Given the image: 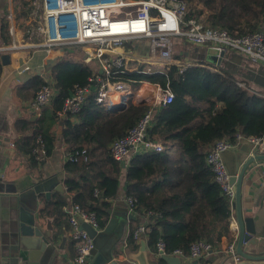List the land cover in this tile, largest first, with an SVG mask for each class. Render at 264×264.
I'll return each instance as SVG.
<instances>
[{
	"label": "trees",
	"instance_id": "trees-1",
	"mask_svg": "<svg viewBox=\"0 0 264 264\" xmlns=\"http://www.w3.org/2000/svg\"><path fill=\"white\" fill-rule=\"evenodd\" d=\"M34 1L13 0L15 19L21 20L28 30L27 40L34 38L27 25L36 11ZM186 1V20L205 30H225L232 36L264 34V0ZM0 28L2 42L10 44L7 16L0 20ZM95 67L77 52L65 53L52 67L55 98L34 122H22L33 133L18 143L34 163L37 161L32 152L39 136L45 142L47 157L54 153L59 113L75 87L88 83ZM145 68L143 65L139 70ZM2 69L0 58V77ZM160 71L141 73L135 69L123 78L160 84L163 88L170 86L174 92L172 103L154 108L153 123L148 130L149 138L161 142L164 151L136 154L124 168L112 157L110 145L137 124L148 106L143 102L100 105L92 97L80 112L68 114L63 120L62 139L67 150L87 148L90 154L88 162L67 163L68 171L78 175L65 181L68 192L73 194L74 204L96 213L99 227L104 229L110 220L108 210L120 195L124 177L126 197L136 200V213L142 224L150 228L146 238L154 254L159 240L165 242L169 253L176 249L189 253L190 246L199 240L218 250L223 238L235 239L228 222L233 215L232 199L218 183L208 156L218 141L237 143L238 134L264 137V94L258 95L249 82L224 66H219L220 73L198 67L180 72L177 66ZM238 82L246 83V88ZM46 83L42 78L36 80L35 95ZM176 148L179 153L172 157ZM66 205V201H58L53 215L66 217L62 211ZM156 263L165 261L159 258Z\"/></svg>",
	"mask_w": 264,
	"mask_h": 264
},
{
	"label": "built area",
	"instance_id": "built-area-1",
	"mask_svg": "<svg viewBox=\"0 0 264 264\" xmlns=\"http://www.w3.org/2000/svg\"><path fill=\"white\" fill-rule=\"evenodd\" d=\"M2 0H0V3ZM35 20L31 35L40 38L35 48L48 53L55 50H75L83 52L88 61L96 63V71L84 86H76L72 96L66 99L60 118L80 112L87 101L93 97L97 104H109L118 97L117 103L127 105L141 102L148 110L137 124L110 146L112 157L120 164L128 163L133 155L144 152H162L164 145L148 136L153 123L154 108L170 104L175 94L167 86L147 81L125 80L123 75L137 69L141 73H157L170 66H177L180 72L190 67H198L220 73L219 66L205 59H190L191 50L183 52L185 59L175 57L177 47L184 41L193 47L213 48L218 53L240 54L247 62L259 67L264 66V34L251 33L232 36L225 30L203 29L194 21L186 20L188 3L186 0H35ZM40 17H38V11ZM9 48L0 45V53ZM218 54V56H219ZM146 66L145 70L139 67ZM246 88V83L238 82ZM258 95L264 93L254 91ZM56 90L46 83L37 91L31 107L39 118L43 110L51 105ZM243 140H248L264 152V137L237 136V143L227 140L218 141L208 156L218 183L224 192L234 198L232 176L227 172L223 153L237 148ZM32 156L37 162L47 158L46 145L41 136L37 138ZM69 163H84L90 160L87 148L69 151L65 155ZM98 191H96V195ZM129 211L136 213V200L125 198ZM72 227V238L76 243L77 257L74 264H89L93 249V239L81 228V221L101 231L96 213L85 211L79 204L67 209ZM151 214V212H148ZM150 228L146 224L136 226L123 240V252L119 254L122 263H133L128 258L129 250H135ZM213 246L199 240L190 246L189 253L176 249L169 253L163 240H159L156 256H189L200 259L213 253ZM228 253H235L234 244Z\"/></svg>",
	"mask_w": 264,
	"mask_h": 264
},
{
	"label": "crops",
	"instance_id": "crops-1",
	"mask_svg": "<svg viewBox=\"0 0 264 264\" xmlns=\"http://www.w3.org/2000/svg\"><path fill=\"white\" fill-rule=\"evenodd\" d=\"M5 9L9 11L8 14L3 11ZM13 12V0H6L5 3H0V20L6 16L9 18L11 34L10 44L4 45L1 39L2 29L0 28V45L9 48L7 52L0 53V58L6 53L10 54L11 58V63L9 65L4 66L2 63L3 69L0 77V184L5 186V189L0 191V264H74L77 257V248L72 238V227L67 218V209L74 203L73 194L68 192L65 181L70 178H78V175L67 169V163L69 162L66 161L65 155L69 151L62 139L63 126L60 125L63 119L60 118V122L57 125L58 140L56 149L54 153L44 161L34 163L30 156L22 151L18 143L22 138L30 136L33 133L29 128H24L22 122H34L38 118L31 107L35 97V90L33 87L36 80L42 78L46 82L53 84L51 69L59 58L67 52L85 54L75 50H55L52 53H48L42 49L35 48L32 44L27 42L26 35L28 30L24 25H21V20L15 19ZM34 16L35 12L27 23L30 29L36 26L34 22L36 23L37 20H35ZM38 17H40V14ZM189 47L192 49V54L188 56L190 59L194 55V60L204 58L205 61H207V55L197 51L198 49L204 48L193 47L191 45ZM236 54L238 53H231L230 56ZM50 60H55V63H50ZM89 62L96 65L95 62ZM250 86L252 89L264 93V90L258 86L254 84H250ZM117 100L118 97H115L113 105H119ZM157 107L160 106L158 105ZM244 147L245 149L243 150L240 144L237 148L223 153V159L226 160V162L228 160L234 170H237L240 161L245 160L250 155V152L252 153V149H249L247 145H244ZM178 153L179 150L176 148L171 155L172 157H176ZM54 176L58 177L59 185L54 189L51 197L48 198L45 194L39 195L37 206L34 209L41 218L40 224L43 229L50 232L49 228L50 226L52 227L53 250L47 259H45L42 251L31 250L29 251L32 253L31 260L28 255L27 261L22 258L18 260L16 258L17 253L12 248L18 244V238L16 236L19 224L18 219L20 207L23 205L21 195L28 192L29 189L37 183ZM124 189L125 178L122 177L120 195L113 201L112 207L110 208L111 210H125L127 208ZM263 194L264 161H260L248 170L244 178L242 195L243 207H252ZM58 201L67 202V205L64 206L62 210L67 214L66 217H55L53 215V208ZM30 202H32V200ZM44 211H46V213H44ZM48 212H50L51 215H49ZM134 215L137 219L129 224L123 240L136 226L142 224L141 216L137 213ZM228 222L235 232L234 241L226 237L223 238L221 247L218 250L200 259H193L189 256H179L182 263L193 264L195 261H199V264H228L226 263V256L230 254L228 253V249L233 244L236 246L238 235L236 230L237 223L234 219V215L231 216ZM142 239L146 241L151 261L157 264L156 261H158L159 258L148 246L146 236H143ZM123 240L117 246L114 257L119 264H134L131 262L122 263L119 261V254L123 252ZM139 246L140 243L138 248L127 252L129 259L130 254L137 252Z\"/></svg>",
	"mask_w": 264,
	"mask_h": 264
},
{
	"label": "water",
	"instance_id": "water-1",
	"mask_svg": "<svg viewBox=\"0 0 264 264\" xmlns=\"http://www.w3.org/2000/svg\"><path fill=\"white\" fill-rule=\"evenodd\" d=\"M199 53L206 54V60L224 68L234 75H237L259 88L264 90V66L256 67L247 62L242 56L236 54L233 56L218 53L213 48L198 49ZM219 54V56H218ZM194 56V55H193ZM201 58V57H199ZM4 66L11 63L10 54H4L1 57ZM204 59V58H202ZM55 63V60H50V63ZM120 105V104H119ZM65 118H63L64 120ZM63 120L60 125L63 126ZM243 150L244 145L252 149V153L243 161H240L237 170L232 176L234 187V198L232 200V209L234 219L236 220V230L238 232L235 253H230L226 256L228 264H264V194L261 195L252 207L244 208L242 204L244 178L249 169L257 162L264 161V152L254 146L248 140L241 142ZM125 168L127 163H123ZM1 182V177H0ZM59 185L57 176L43 180L28 192L21 195L23 205L20 207L18 219L17 238L18 244L13 246V250L17 253L16 258L31 260V250L42 251L45 259L53 250L52 227L45 231L40 224L41 218L34 211L37 206L38 196L45 194L48 198ZM5 186L0 184V191L4 190ZM32 200V202H30ZM111 218L106 227L101 231L96 230L93 226L81 221V228L88 232L93 239V249L89 257V264H119L116 261L115 250L119 243L123 240L125 232L129 224L136 221V216L131 213L128 207L125 210L116 209L108 210ZM166 264H183L179 257L163 256ZM130 260L134 264H154L149 256L147 244L144 239L141 240L137 252L130 254ZM193 264H199L195 261Z\"/></svg>",
	"mask_w": 264,
	"mask_h": 264
},
{
	"label": "rangeland",
	"instance_id": "rangeland-1",
	"mask_svg": "<svg viewBox=\"0 0 264 264\" xmlns=\"http://www.w3.org/2000/svg\"><path fill=\"white\" fill-rule=\"evenodd\" d=\"M34 24L37 25V22L36 23L34 22ZM32 38L33 39L30 38V40H27V42L30 43V44H32V45H35V44H38L39 43L40 38L38 37V35L36 33L34 34V36H32ZM188 49L192 51V49L190 47L189 48L187 47V43L183 41L181 43V45L177 47V51H176L175 57L177 59L184 60L185 59V56L183 55V52L187 51ZM109 105H113V104L112 103H109ZM223 161H224V164H225V167H226L227 172L229 174L233 175L235 173V170H234V168L231 167V163H229L228 160L226 162V160L223 159Z\"/></svg>",
	"mask_w": 264,
	"mask_h": 264
}]
</instances>
